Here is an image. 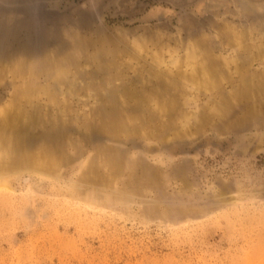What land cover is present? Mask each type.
Returning a JSON list of instances; mask_svg holds the SVG:
<instances>
[{
    "label": "rangeland",
    "instance_id": "obj_1",
    "mask_svg": "<svg viewBox=\"0 0 264 264\" xmlns=\"http://www.w3.org/2000/svg\"><path fill=\"white\" fill-rule=\"evenodd\" d=\"M0 264H264V0H0Z\"/></svg>",
    "mask_w": 264,
    "mask_h": 264
}]
</instances>
